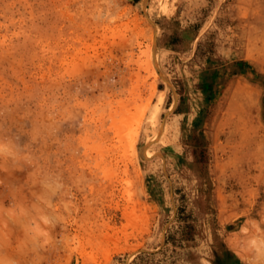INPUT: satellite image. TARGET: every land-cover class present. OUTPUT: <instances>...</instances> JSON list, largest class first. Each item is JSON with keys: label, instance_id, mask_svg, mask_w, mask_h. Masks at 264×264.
Segmentation results:
<instances>
[{"label": "rangeland", "instance_id": "rangeland-1", "mask_svg": "<svg viewBox=\"0 0 264 264\" xmlns=\"http://www.w3.org/2000/svg\"><path fill=\"white\" fill-rule=\"evenodd\" d=\"M0 264H264V0H0Z\"/></svg>", "mask_w": 264, "mask_h": 264}]
</instances>
